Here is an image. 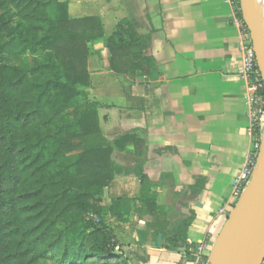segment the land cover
I'll return each instance as SVG.
<instances>
[{"label":"crops","instance_id":"1","mask_svg":"<svg viewBox=\"0 0 264 264\" xmlns=\"http://www.w3.org/2000/svg\"><path fill=\"white\" fill-rule=\"evenodd\" d=\"M59 1L70 18H97L104 30L90 44L86 92L113 149L115 175L102 206L134 201L127 222L105 217L121 253L129 264H197L195 249L205 244L210 253L234 208V182L255 142L247 82L238 74L236 8L227 0ZM126 19L149 36L155 67L148 75L110 68L107 40ZM147 201H155L153 212ZM185 222L191 251L170 243Z\"/></svg>","mask_w":264,"mask_h":264},{"label":"trees","instance_id":"2","mask_svg":"<svg viewBox=\"0 0 264 264\" xmlns=\"http://www.w3.org/2000/svg\"><path fill=\"white\" fill-rule=\"evenodd\" d=\"M103 37L97 18L72 19L59 0H0V264H28L33 254L59 256V264H129L105 217L127 222L134 201L102 206L115 175L113 149L100 127V106L86 92L90 44ZM148 42L134 21H120L107 40L112 72L150 74ZM24 44L45 54L26 69L5 61ZM138 176L143 191L148 180ZM145 203L156 209L155 201ZM89 213L101 221L88 222ZM187 225L170 243L191 251Z\"/></svg>","mask_w":264,"mask_h":264},{"label":"water","instance_id":"3","mask_svg":"<svg viewBox=\"0 0 264 264\" xmlns=\"http://www.w3.org/2000/svg\"><path fill=\"white\" fill-rule=\"evenodd\" d=\"M255 2L256 0H240V8L264 80V34L257 17ZM244 199L247 204L239 214L224 251L219 258H215L217 240L210 252L209 264H261L264 260V129L258 148L256 169L235 211Z\"/></svg>","mask_w":264,"mask_h":264},{"label":"built area","instance_id":"4","mask_svg":"<svg viewBox=\"0 0 264 264\" xmlns=\"http://www.w3.org/2000/svg\"><path fill=\"white\" fill-rule=\"evenodd\" d=\"M237 10V25L240 28V68L239 76L247 82V104L249 106L248 117L250 120V132L255 138L254 148L246 164L237 176L235 196L242 193L248 186L251 177L256 169L258 148L264 129V80L258 68L255 50L252 44L251 35L240 15V0H227ZM257 133L261 136H257ZM99 222V220H96ZM209 249L205 244L198 246L194 251L197 264H209ZM261 264H264V260Z\"/></svg>","mask_w":264,"mask_h":264},{"label":"rangeland","instance_id":"5","mask_svg":"<svg viewBox=\"0 0 264 264\" xmlns=\"http://www.w3.org/2000/svg\"><path fill=\"white\" fill-rule=\"evenodd\" d=\"M262 2L264 5V0H262ZM48 13L50 14V16L52 18H56L58 16V13L56 11V6L50 7L48 9ZM15 20H17V18H15ZM23 31L26 32V28H24ZM44 54H45V52H44L42 47H35L34 48L33 46H30L29 44H24V45L19 46L17 48V50L14 52V54H11V55L6 54L4 56V58H5V61L8 58V60L10 61V64L19 65L23 69H26V68H30V67L34 66L36 64V61L40 60ZM243 193H244V191L242 193L238 194V197H236L237 201L234 205V208L231 211V214L229 215L227 220L225 221L224 225L218 231V234L216 235V240L214 241V244H213L211 250L213 249L216 241L218 240L223 229L225 228L228 220L230 219L233 212L235 211L237 204L239 203L241 197L243 196ZM86 220L88 222L98 223V221H96V220H99V219H98L96 214L89 213L86 215ZM211 250H210V252H211ZM60 260H61V257H59V256L56 259H51V260H45L43 258L37 259L35 257V255L33 254L29 257V259H27V263L28 264H59Z\"/></svg>","mask_w":264,"mask_h":264},{"label":"bare ground","instance_id":"6","mask_svg":"<svg viewBox=\"0 0 264 264\" xmlns=\"http://www.w3.org/2000/svg\"><path fill=\"white\" fill-rule=\"evenodd\" d=\"M255 8H256L258 20L261 24L263 34H264V5H263L262 0H256ZM246 204H247V200L244 199L240 203L239 208L234 212L232 218L228 221L227 226L223 229L222 233L220 234L218 241H217V244H216L215 249H214V256L216 259L219 258V256L224 251V249H225V247L229 241V238H230V236H231V234L235 228L239 214H240L241 210L246 206Z\"/></svg>","mask_w":264,"mask_h":264}]
</instances>
